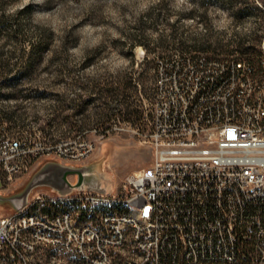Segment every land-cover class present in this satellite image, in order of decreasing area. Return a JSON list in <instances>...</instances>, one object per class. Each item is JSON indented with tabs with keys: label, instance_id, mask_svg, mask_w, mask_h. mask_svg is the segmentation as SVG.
Wrapping results in <instances>:
<instances>
[{
	"label": "built area",
	"instance_id": "obj_1",
	"mask_svg": "<svg viewBox=\"0 0 264 264\" xmlns=\"http://www.w3.org/2000/svg\"><path fill=\"white\" fill-rule=\"evenodd\" d=\"M256 59L203 53L157 59L143 134L150 166L114 192L29 196L23 208H38L36 218L13 221L19 210L0 215V264H33L31 253L44 243L63 264H233L246 257L248 243L263 260L264 69L257 68L262 80H255L249 64ZM94 148L81 140L54 150L24 133L0 135V194L42 160L82 164ZM55 198L76 201L79 213L49 214ZM103 198L132 199L133 211L80 215V208ZM141 212H149V220H141ZM78 217L86 218V228L76 227ZM109 245H117L122 260L109 257Z\"/></svg>",
	"mask_w": 264,
	"mask_h": 264
},
{
	"label": "rangeland",
	"instance_id": "obj_2",
	"mask_svg": "<svg viewBox=\"0 0 264 264\" xmlns=\"http://www.w3.org/2000/svg\"><path fill=\"white\" fill-rule=\"evenodd\" d=\"M251 6L263 15L250 12ZM197 9H202L199 0H0V60L8 66L1 72L14 79L2 94L16 93L0 96V135L24 133L37 146L54 150L81 140L95 147L82 164L42 160L1 194H20L46 162L104 175L110 192L128 175L149 167L145 104L157 59L175 53L254 58L238 52L234 35L264 40V1H209L207 24ZM190 10L194 16L178 13ZM239 10L236 21L232 12ZM178 20V33L204 37L209 30L211 42L229 46L212 51L180 47L169 26ZM39 29L50 30L53 38L50 47L34 54ZM67 178L76 182L75 175ZM50 190L37 187L29 196ZM55 199L56 210L66 207L63 198ZM12 211L10 203L0 202V215Z\"/></svg>",
	"mask_w": 264,
	"mask_h": 264
},
{
	"label": "trees",
	"instance_id": "obj_3",
	"mask_svg": "<svg viewBox=\"0 0 264 264\" xmlns=\"http://www.w3.org/2000/svg\"><path fill=\"white\" fill-rule=\"evenodd\" d=\"M201 4L202 9H197L196 11L201 12V19L202 21H205L206 24L209 21V17L207 16V3L209 1L213 0H199ZM228 1H264V0H228ZM249 10V9H246ZM195 10H190L188 12H183L179 11L178 13H182L185 16H194ZM250 12H253L257 16L263 15V11L259 9L256 6H251ZM234 18L236 21L240 19V15L242 14L241 11H234L232 12ZM160 14H157V18ZM179 20L174 22L173 24H169L173 35L176 34L177 37V43L180 47L182 48H190L195 51H212V50H219L223 49L224 47H228L229 44H223L221 40H216L211 42L210 38V32L209 30L207 33L204 35V37H201L200 35H194V36H185L187 34L185 30L183 32L178 33V26ZM16 32L19 30L17 27H15ZM39 37L37 39L36 43H33L32 46L34 48H37L36 50H32V52L39 53L42 48H48L51 45V40L53 38V33L50 30H41L39 29ZM235 36V44H236V49L238 52H240L242 55H254V58H258L260 55V48L259 45L261 44L260 39L258 38H251L250 35H238L237 33L234 35ZM252 36V35H251ZM141 42V41H140ZM255 42V43H253ZM145 46V45H144ZM4 61L0 60V96L1 97H8L11 98L12 96H15V91L13 93H9L8 95L2 94L3 87L5 85H9L13 83L14 79H8L4 77L3 73L1 70H4L8 66L4 65ZM6 118L8 120L12 119L11 115L5 114ZM1 124V123H0ZM243 250L246 252V257L245 258H239L235 263L233 264H264V259L261 260V257L256 254L255 248L251 244H245Z\"/></svg>",
	"mask_w": 264,
	"mask_h": 264
},
{
	"label": "bare ground",
	"instance_id": "obj_4",
	"mask_svg": "<svg viewBox=\"0 0 264 264\" xmlns=\"http://www.w3.org/2000/svg\"><path fill=\"white\" fill-rule=\"evenodd\" d=\"M260 47H264V40ZM257 68L264 69V55H262V48H260V55L256 59V64H249V72H255V80H262V71H257ZM56 199L53 205L49 206V214L73 215L79 213V204L76 201H67L66 207L61 210H56ZM112 212L117 213H132L133 201L132 199L118 200L116 198H103L96 203L94 207L80 208L81 216H97V218L111 217ZM38 215V208H22L19 213L13 214V221H20V218H36ZM141 220H149V212H141ZM76 227L86 228V218L78 217L76 219ZM134 235H141V228H134ZM53 239H61L60 231H52ZM52 244L44 243L39 247V252L31 253V260L33 264H63L58 260V256H51ZM109 257L114 260H122V252L117 251V245H109Z\"/></svg>",
	"mask_w": 264,
	"mask_h": 264
},
{
	"label": "water",
	"instance_id": "obj_5",
	"mask_svg": "<svg viewBox=\"0 0 264 264\" xmlns=\"http://www.w3.org/2000/svg\"><path fill=\"white\" fill-rule=\"evenodd\" d=\"M68 175H75L76 182L68 181ZM104 175L91 172L86 167L70 168L61 163L46 162L31 177L20 194L3 196L0 194V202L10 203L14 211L22 209L28 202L30 193L37 187H49L51 190L67 195L76 190H90L100 193H109L104 184Z\"/></svg>",
	"mask_w": 264,
	"mask_h": 264
}]
</instances>
